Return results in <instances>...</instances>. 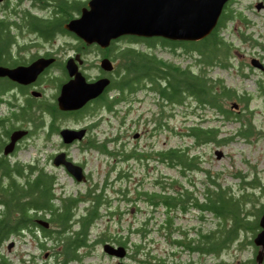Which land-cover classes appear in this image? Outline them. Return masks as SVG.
Instances as JSON below:
<instances>
[{
    "label": "rangeland",
    "instance_id": "1",
    "mask_svg": "<svg viewBox=\"0 0 264 264\" xmlns=\"http://www.w3.org/2000/svg\"><path fill=\"white\" fill-rule=\"evenodd\" d=\"M250 1L244 0V6ZM233 4L236 6V2ZM238 19L239 17L236 16L235 21H231L223 31L234 44L231 65L208 67L213 76L222 78L235 91L234 96L226 98L225 101L226 105L239 116V120L217 114L213 109L202 107L189 97L179 105L165 101L158 92L149 87L128 93L126 99L115 106V111H102L96 115L99 120L98 134L100 137L110 135V138L114 139L110 141V150L119 151L117 154L110 153L108 156L95 150L83 154L76 145L70 149L73 157L85 160L90 174V179L87 181L77 180L62 167L55 168L47 163V154L52 153L61 143L58 134H53L48 139L45 132L40 130L41 132L35 137L31 136L29 140L23 141V146L17 153L20 160L45 164L47 170L55 172L57 194H84L89 188H97V192L103 190L105 200L101 208L102 215L91 230V237L99 238V242L88 248L90 249L88 255L82 262L72 261L71 264H118L120 259L128 264H145L143 260L153 257V254H156L157 258L165 257L170 262L179 260L183 263L207 261L208 264H243L244 260L255 256L259 246L254 241L250 243V238L253 240L251 230L240 232V236L244 239L242 245L238 242L233 243L218 255H201L183 246H176L172 241L173 236L193 238L200 231L205 232L215 228L219 219L210 212L201 211L198 207L179 212L168 210L161 204L147 203L138 194L142 189H160V182L157 180L161 178L162 180L179 178L188 184L187 177H191L195 182L193 187L196 192L203 196L202 192L207 186H214L209 174L223 186H231L234 191H241L243 187L250 190L248 187L252 186L249 180L254 178H257L261 187L264 186V70L250 64L252 56L264 57V48L260 45H264V14H251L249 17L253 23L245 31L253 32V38L260 44L254 46L243 44L240 47L245 54L243 57L237 52ZM138 46L143 48L146 45L139 43ZM153 49L168 60L181 62L184 66L193 64V57H187L183 47L177 46L174 50L170 45L157 43L152 47ZM245 61L247 65L241 70V62L245 63ZM242 71H249L252 74L246 76ZM259 81L263 83L261 88ZM47 89L49 98L54 88ZM244 92L249 93L247 95L250 96L249 99L240 97ZM22 101L21 97L19 102ZM9 112L10 108L6 100L1 102L0 114ZM195 123L220 126L222 137L232 135L235 137L222 144L215 140L198 144L194 137L187 133L188 127ZM249 124L253 129L247 136L237 133L240 127L244 128ZM0 130L3 132L2 135L7 137L4 128L0 127ZM170 146L188 147L190 151L197 153L199 168L188 170V176L185 177L180 174L178 167L161 162L158 159V150ZM140 153H144V157L136 156ZM119 172L123 173L122 177H119ZM261 192L257 190L254 194L256 198L254 201L260 204L264 203V194ZM85 204L84 201L80 203L81 210H84ZM258 205L252 202L248 208L257 210ZM169 213L174 215V222L170 227L163 225ZM38 235V238L28 232L12 235L4 242L2 252L17 264L51 262L54 244L49 240L48 247H42L39 243V232ZM119 235L127 238L129 244L126 246V256L122 258L109 254L103 249L106 242L119 245L113 238ZM137 242H141L143 249L136 251ZM261 264H264V261Z\"/></svg>",
    "mask_w": 264,
    "mask_h": 264
},
{
    "label": "trees",
    "instance_id": "2",
    "mask_svg": "<svg viewBox=\"0 0 264 264\" xmlns=\"http://www.w3.org/2000/svg\"><path fill=\"white\" fill-rule=\"evenodd\" d=\"M69 7L67 2L64 11L56 16L55 21L51 20L52 23H63L67 20L71 13ZM235 18V7L229 3L228 8L222 12L216 27L200 40H170L162 36L125 35L123 40H126L127 43L122 48L117 43L119 38L115 39L110 44V56L118 59L119 62L116 76L110 84V88L116 90L115 94L110 93V109L125 100L128 93L148 85L150 89L158 92L165 101L179 105L189 97L202 107L213 109L217 114L239 120V116L226 105L225 101L226 98H232L235 91L222 78L213 76L208 67L209 65L223 67L231 65L234 44L223 31L231 21H235ZM34 19L36 25L49 23L41 18L34 17ZM4 24H6L4 21H0V50L7 48L1 29ZM137 43H143L146 46L142 48ZM157 43L170 45L174 50L177 46L183 47L185 55L193 57V64L184 66L181 62L164 58L154 49L152 50V47ZM259 84L261 88L262 81H259ZM10 86V81L0 82L2 91ZM43 115L44 108L42 105L40 107L39 102L37 104L28 103L27 106H19L14 116L0 117V123L4 132H8L9 127H13L15 124L23 126L31 120L34 127L38 129L43 124ZM242 127L237 133L244 136H247L253 129L250 124ZM188 128L187 133L193 136L198 144L210 140L222 144L235 137L234 135L222 137L220 126L217 125L204 126L195 123ZM2 137L5 136L2 135ZM118 152L110 151L112 154ZM143 154L140 153L136 156L144 157ZM158 157L161 162L178 167L180 174L185 177L188 176V170L199 168V155L190 151L188 147L163 148L158 150ZM5 162L4 159H0V164L5 165ZM13 170L16 172L12 175H7L9 171L5 173L2 170L0 176V264H17L2 252V246L12 235H19L22 232H28L37 238L39 232V243L44 248L48 247L49 240L53 242L54 250L51 254L53 259L45 264L82 262L88 255L90 250L88 248L99 242V238L91 237V230L102 215L101 208L105 200L103 190L97 192V188H89L84 194H57L55 190L56 174L46 170L38 162H35L27 170L20 163ZM122 176L123 173L119 172V177ZM238 176L244 177L241 174ZM209 177L214 186H207L202 192L203 196L196 192L193 187L195 182L191 177H187L188 184L179 178L172 180H162L161 178L157 180L160 182V189H142L138 194L147 203L161 204L168 210L179 212L188 211L191 207H198L201 211L210 212L217 217L219 221L215 228L205 232L200 231L197 236L188 239L182 235L173 236L172 241L176 246H183L191 252L201 255H218L233 243L243 244L244 239L240 236L242 230H251L252 237L260 230L259 218L264 211V203L255 202L254 194L257 190L264 194V186L261 187L257 178H254L249 180L252 186L248 187L250 190L243 187L241 191H234L231 186H223L218 183L215 178H212V175L209 174ZM123 194L126 195V193ZM83 201L86 204L83 206L84 210H81L80 203ZM252 202L259 204L256 206L257 210L248 208ZM39 218L47 219L51 224L50 227L40 224ZM173 222L174 215L169 213L163 225L170 227ZM113 238L119 244L129 245L128 239L123 238L122 235ZM250 243H253L251 238ZM135 246L136 251L143 249L141 242H137ZM143 262L145 264H208L207 261L183 263L177 260L170 262L165 257L157 258L156 254ZM243 264H257V260L254 256L244 260Z\"/></svg>",
    "mask_w": 264,
    "mask_h": 264
},
{
    "label": "flooded vegetation",
    "instance_id": "3",
    "mask_svg": "<svg viewBox=\"0 0 264 264\" xmlns=\"http://www.w3.org/2000/svg\"><path fill=\"white\" fill-rule=\"evenodd\" d=\"M88 1L89 0H0V21L6 23L1 27L3 30L2 36H4L5 42L7 43V48L5 50H0V65L8 69L29 67L35 61L42 60L41 66L37 69V75L28 82H20L8 73L0 74V82L5 80L11 82L10 87L3 91L0 90V103L6 100L10 108L8 114H0V117L14 116L19 106H27L28 103L37 104L39 102L40 107L42 105L44 108L43 124L40 125L38 129L34 127L31 120L23 126H17V124H15L13 127H9L10 130L5 132L7 137L4 138L2 137L3 132L0 130V159L6 161L5 165L0 164V176L2 170H4L5 173L9 171L7 175L14 174L16 171L13 169L20 163L25 170L35 164L36 161L24 162L20 160L17 153L19 148L23 146V141L29 140L31 136L35 137L38 132H41L40 130L45 132V136L48 139H50L53 134H58L61 138V143L57 149L47 154V163L55 168L62 167L75 179L76 177L68 171L64 164L57 165L55 163V157L58 154L64 152L67 159L83 166L85 173V178L83 177V179H81L83 181L89 180L90 174L86 168L85 160L73 157L70 151L73 145L78 146L79 151L83 154L95 150L101 154L110 156V141L114 139L110 138V135L100 137L97 129L99 120L96 115L102 111H115V106L117 105H114V107L110 109V93H116L115 89L110 88V84L116 76L119 62L118 59H114L110 56V44L113 43L114 40L107 46H102L98 42H87L83 37L65 26L68 20L81 15L82 9L84 6L88 5ZM67 2L71 10L69 18L63 21V23H52L55 21L56 16L64 11ZM233 2H236V6H234ZM229 3L235 7L236 16L239 17L236 22L239 39L237 43V52L243 57L245 54L242 52V48H240L243 44H248L250 46L260 44L258 40L253 38V32L248 33L245 29L250 28L253 23L249 19L251 14H264V0H251L246 3L245 6L244 0H228L224 5L223 11L228 8ZM34 17L41 18L51 24L36 25L34 23ZM128 35L130 34H127V36ZM124 36L125 35L120 36L117 43H121L120 45L126 44L127 41L123 40V38H125ZM260 45L262 46L261 48H264L263 44ZM123 47L124 46H122V48ZM90 56H93V58H90ZM106 58L112 60V69H110V63L109 67L103 65V60ZM254 59H256V63L253 62ZM250 64L264 70V57L252 56ZM246 65V61L245 63L241 62L240 69L243 70ZM76 72L82 73L88 82H93L104 77L111 78V82L109 81L98 95L88 99L81 107L73 109L61 108L58 97L61 93L62 86L65 82L73 80L76 77ZM242 73L246 76L252 74L249 71H242ZM146 87H148V85ZM47 88H54L49 98ZM142 88H145V86L140 89ZM247 95H249V93L244 92L240 94V97L249 99L250 96L247 97ZM21 97L23 101L19 102ZM154 122H156V120H154ZM155 124L156 123H154V125ZM0 127H2L1 123ZM17 128H26L28 129V133L16 142L12 150L6 153V145L11 141L12 132ZM65 128L81 130L82 137L79 136V132L77 137L73 138L71 141H67L63 134V129L65 130ZM84 156L86 157V155ZM39 165L44 166L47 170V165ZM50 225L49 222V225L45 227H50Z\"/></svg>",
    "mask_w": 264,
    "mask_h": 264
},
{
    "label": "water",
    "instance_id": "4",
    "mask_svg": "<svg viewBox=\"0 0 264 264\" xmlns=\"http://www.w3.org/2000/svg\"><path fill=\"white\" fill-rule=\"evenodd\" d=\"M228 0H89L80 16L73 17L65 26L83 37L87 42H98L107 46L122 35L144 37L162 36L170 40H200L212 32L219 22L224 5ZM42 60L35 61L29 67L5 68L0 65V74L8 73L20 82H28L37 75ZM256 63V59L253 61ZM113 68L112 60H103L105 67ZM111 82V78H100L88 82L84 75L76 72V77L62 86L58 97L61 108L81 107L88 99L98 95ZM236 105L238 103H235ZM82 137L81 130L63 129L67 141ZM28 133L26 128H17L12 132L11 141L6 145L8 153L16 142ZM57 165L64 164L77 180L85 178L83 166L67 159L64 152L55 157ZM44 226L49 221L39 218ZM260 230L253 237L259 246L255 258L257 264L264 261V211L259 218ZM11 244H9V247ZM105 252L120 258L126 256L127 248L123 244L106 242ZM118 264H128L123 259Z\"/></svg>",
    "mask_w": 264,
    "mask_h": 264
}]
</instances>
